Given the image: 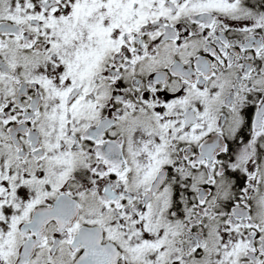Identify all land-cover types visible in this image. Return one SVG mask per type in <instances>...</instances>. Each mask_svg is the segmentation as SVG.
<instances>
[{
  "label": "snow or ice",
  "instance_id": "6c2138e0",
  "mask_svg": "<svg viewBox=\"0 0 264 264\" xmlns=\"http://www.w3.org/2000/svg\"><path fill=\"white\" fill-rule=\"evenodd\" d=\"M0 264H264V0H0Z\"/></svg>",
  "mask_w": 264,
  "mask_h": 264
}]
</instances>
